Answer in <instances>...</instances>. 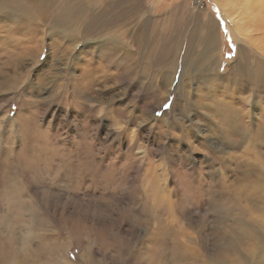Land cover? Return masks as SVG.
Wrapping results in <instances>:
<instances>
[{"label":"rangeland","instance_id":"374dc122","mask_svg":"<svg viewBox=\"0 0 264 264\" xmlns=\"http://www.w3.org/2000/svg\"><path fill=\"white\" fill-rule=\"evenodd\" d=\"M120 2L124 9L128 5V11L133 9L134 12L128 13L129 20L128 23L125 20L126 26L121 28V34L116 31L111 36L118 42L117 45L113 42L110 45L113 44L120 51L123 40L126 50L138 53L135 61L132 59L128 62L132 72L129 75L134 78L125 76L124 79H118L120 82H112L110 88L113 93L111 91L109 95L113 97L107 95L91 101L84 97H73L71 82L81 76L89 62L100 68L107 67L108 63L101 55L106 54L108 48L104 47L100 38L89 36L88 41L92 42L90 48H85L87 40L84 42L76 36L56 39L57 29L51 35L47 32H39L35 36L30 34L32 29L40 25L48 31L54 24L53 15H48L42 24L38 22L32 28L21 26L23 17L19 18L20 15L11 20L0 15V29L7 24L12 28L8 34L0 31V68L8 69H0V258L6 257V264H135L136 256L140 258L139 254L147 243L154 245L148 239L145 226L140 225L139 212L150 206L152 198L149 186L152 181H156V202L162 201L164 207H171L159 208L162 219L167 220L174 231L181 229V234L191 236L190 242L185 240L187 237L184 235L173 236V239L181 238L179 241H185L184 244L188 243L192 249L187 263L237 264L238 253L219 258L220 254L225 253L224 246L211 237L213 228L218 226L226 229V224L217 217L218 212L225 211L222 202L214 209L206 202L207 196L200 197L195 193L194 197L189 198L184 192L191 187L200 192L197 183L194 185V179L198 176L201 177L202 185L215 184L220 179L226 180L228 185L232 184L235 182L233 172L223 168L230 169L233 155L248 152L245 142L238 145L237 136L234 138L236 147L233 149L228 145L231 143V134L224 133L220 127L225 123L224 120L212 115V110L203 104L212 106L216 102L237 108L240 104L241 107L245 105L243 110L237 109L239 117L236 111L233 112L237 116V123L245 121L250 125L261 120L260 111L253 106L259 95L247 87L239 92L235 90L238 82L245 86L249 81L238 76L235 69L244 60L232 61L239 54V46H243L250 55L246 59L247 64L253 68L258 64L264 67V50L261 49L264 48V3L257 5L250 1L252 4H249L247 0ZM135 2L138 3L137 7L134 6ZM151 18L152 25L143 27L148 21L151 22ZM132 19L135 20L131 22ZM205 26L215 29L217 47L214 57L218 59L219 71L217 65L215 70L209 68L207 71H203L200 64L189 68L183 77L187 83L180 88L190 94L189 108L185 110V101L180 99L173 107V101L179 93V90H175L177 82L171 79L167 93L169 84L166 85L165 80L168 78L163 80L165 74L170 73L172 64L163 61L157 66L158 70L153 62L146 60L147 56H142L143 63H139V57L142 51L158 54L153 47L158 44V39L161 42L165 39V50L159 54L161 58L165 55L169 58L172 52L171 39L175 34L181 42L184 40V47L187 45L190 52L192 49L201 52V38L208 29ZM238 26L243 39L237 42L235 29ZM137 32L139 40L146 36L153 41L149 47L143 46L141 51H138V39L135 40ZM67 33L73 35L74 29L69 28ZM41 38L44 39L42 49L41 44L38 48L36 46ZM57 40L60 45L73 44L72 57L75 61L68 63L66 70L64 55L60 52L62 49L58 47ZM32 44L37 49L33 59H38L34 63L30 57L17 71L22 73L20 79L14 80L10 74L16 70V66L11 63V58H16L21 49L24 52L25 46ZM57 47L60 51H57ZM229 52L233 53L231 58ZM76 56L81 59L77 60ZM187 59L189 61V57ZM262 66L259 67L264 70ZM152 67L156 69V76L152 79L156 86H161L160 92L154 91L149 84L152 81ZM158 73L164 77L160 78ZM221 75L223 79H220ZM6 78L14 80L12 83L17 85L15 89L7 86ZM68 82V93L63 96L59 87ZM65 97L68 98L63 101ZM87 105L92 107L90 111ZM118 105L127 112L121 115V128L104 116L106 107L115 108ZM129 113L134 121L128 116ZM29 127L36 128L41 134L37 142L41 143L43 150L46 149L44 144L49 143L51 148L55 145L53 141H56L57 147L64 146L70 153L78 151V159L72 156L75 158L54 157L48 161L31 157V160L27 155V160L23 159L21 148L27 137L24 129ZM83 130L88 132L91 145L92 156L89 160L83 157L84 146L79 145ZM59 140H63V143ZM29 144L33 145V142ZM75 146H79L78 149ZM6 148L11 150L10 157L6 154ZM252 149L249 151L251 156L245 162H251L263 170L264 162L254 155L259 147L253 145ZM14 152L19 154L18 158H14ZM32 152L34 149L30 148L27 154ZM6 156L9 158L5 160ZM81 157L83 160H80ZM262 177L264 179V170ZM244 181L252 182V179L245 178L240 183ZM235 193L241 199L252 195L241 191L240 184L235 188ZM180 196L187 199L179 202ZM170 202L175 203L173 207ZM178 203L182 205V213L174 210ZM241 209V214L247 219H255L247 208ZM240 242L243 250H247L248 244ZM257 259L258 255L250 257L249 262L243 264H254ZM261 261L264 262V257H261Z\"/></svg>","mask_w":264,"mask_h":264},{"label":"bare ground","instance_id":"6f19581e","mask_svg":"<svg viewBox=\"0 0 264 264\" xmlns=\"http://www.w3.org/2000/svg\"><path fill=\"white\" fill-rule=\"evenodd\" d=\"M131 1L133 0H130V1L126 0V3H130ZM250 1L257 3V5L264 3V0H247L249 4L251 3ZM122 4L123 3L120 2V0H0V15L7 17L10 20L20 15L19 18L23 17L22 18L23 22H21V26L22 27L31 26V28L33 27L32 25L38 24V22L42 24V22L48 15H53L54 24L51 28H50L51 24L49 25L50 29L48 28L49 29L48 31L42 25H40L41 27L32 29L30 34L35 36L39 32L43 34L47 32L49 35H51L53 31L57 29L56 33L58 37L56 36L57 37L56 39L62 36L63 37L66 36L65 38H68L70 36H76L77 39H81L84 42L85 40H87V43H85V46H84L85 48L86 47L90 48L89 44L92 41H88L89 36L100 38V41L102 44H104V47L108 48L106 54L101 55L103 58L106 59V62L108 63L107 67L103 66V68L102 67L100 68V66H96L93 63L89 62V65L86 66L87 68L85 67L86 69L83 71L81 76L75 77L76 78L75 81L71 82L72 83L71 89H73L72 93L74 94L72 95L73 97L74 96H76L77 98L84 97L87 100L91 101L94 98L101 99V97H107V95L111 94V91L113 93V89L110 88L112 85L111 84L112 82L113 83H116L117 81L120 82V80L118 79H121V78L124 79L125 76H127L126 78H129V77L132 79L134 78L129 75V74L132 75V72H130L131 66H129L128 62L131 61L132 59L133 61H135L138 57L137 56L138 53L136 52L134 53L132 51L126 50L125 49L126 45L124 44L123 40L121 41V50L119 51L116 46L113 47V44L117 45L116 43L118 42H116L114 39L111 38V36L115 35L116 31L120 32L119 35L121 34L122 32L121 28L124 29V27L126 26L124 25L126 24L125 20L128 23L127 21L129 20L127 16L128 13L134 12L133 9L128 11L127 9L129 8L128 5H126V9H124V5L122 6ZM137 4L138 3L135 2L134 6L137 7L136 6ZM43 16L44 18H42ZM123 17H125V19ZM134 20L135 19H132L130 21L133 22ZM149 20L151 22L148 21L147 24H145L143 27L152 25V22H153L152 18ZM239 26L237 27V29H235V33H236L235 40L237 42L239 41L240 38H242V32ZM69 28L74 29L73 35L67 33V30ZM205 28H208V29H206V31L204 32L201 38V43H200L201 52L197 53V51L195 52L194 49H192L190 52V48H188L187 45L186 47H184V44H183L184 40H182L181 42L180 38L176 37L178 36L176 34L171 39L172 40V52L169 58L166 55L164 56V58H161L160 57L161 55L159 54V52L162 53L165 50V46L163 43L165 39L163 40V42H161L160 39H158V44L153 47V48H156L158 54H156L155 52L153 54L145 53L143 51L141 52V57H139L140 58L139 61L141 62L139 63H143L142 56L144 55V56H147L146 60H148L149 63L153 62L155 65L154 67L158 70H159V67L157 66L163 61H165V63L172 64L170 73L168 72L167 74H165V77L164 75L162 76L160 73H158V75L160 78L164 77L163 80H165V78H168L165 80L166 85L169 84L167 91L170 90L171 79L173 82L175 81L177 82L175 90L176 92H178L179 90V93L177 94L176 98L173 101V107H175L176 103L180 99L181 101H185L184 109L187 110L189 108V107L187 108V105L190 104L188 102L190 99V94L180 89V88H183L187 83V81L184 80L183 77H184V74L188 72L189 68L197 64H200V67L203 69V71H207L209 68L212 70H215V66L217 65V69L219 71V66L217 64L218 59L217 58L215 59L214 57V50L217 47V37H215L216 35L215 29L213 27L211 28V27H206V26ZM11 30L12 28L10 24H7L6 26H3V28L0 29V31L2 32L5 31L7 34L10 33ZM145 37H142L144 39V42H143V39L139 40V33L137 32V36L135 40L137 41L138 39L137 42L139 43L138 45L140 47V48L138 47V51H141L142 50L141 48L143 46L146 48L149 47L151 43L153 42L152 38H147V37L145 38ZM160 37L161 36H159V38ZM43 40H44L43 38H41V41L40 39H38L37 44L35 43L37 48L39 44H41V49H42ZM112 42L113 44L110 45ZM57 43H58V47L62 49V51H60L59 48L57 47V51L62 52V54L64 55L63 61H65L64 65H65V70H66L67 64L75 61V58L72 57L73 56L72 54L73 44L69 46L67 45L64 46V45H60L59 41ZM160 44H161V47H159ZM249 46L250 45H248V47ZM25 48H26V51L23 52V50L21 49V51L16 56V58L15 57L11 58L12 59L11 63L15 64L16 66V70L10 74L14 80L20 79L19 76L22 73H17V71L19 70V68H22L23 65L27 63V61H29L30 57H32L33 59V53L37 50L35 49L36 47L33 46V44L30 46H25ZM261 49L264 50V48H261ZM95 51L93 52L94 54H95ZM248 56L250 57V55L248 54V49H246V47L239 46V54L237 55L235 59H233L232 62L235 63L239 59L241 61L244 60L241 66L236 65L235 69L237 70L238 76H240L241 78H247L249 81L245 84V86L242 85L243 83L238 82V85L235 90L239 92L241 89H244V87H247V89L254 91L255 95H259L260 98L256 97V101H255V104L253 103L254 104L253 106H255V109H258L260 111L261 120H258V122L250 123V125H248L245 121H243L242 123H237L236 118L237 116L238 117L240 116V113L237 112V109L242 108L243 110V107H245V105H242L241 107V104H240V106L237 108L234 106H228L227 104L220 105L219 103H216V102L212 103L211 104L212 106H209V104H203V106L206 105V107H208L209 110H212V113H213L212 115H214L216 118L219 117V119L224 120L223 122L225 123L221 124L222 126L220 125V127L222 128L224 133L226 134L230 133L233 136L231 138V135H230L231 143L228 145L232 146L233 149L236 147L237 143L234 140L236 136H237L236 141L238 142V145L244 142L246 143L245 146L246 148H248L247 149L248 152H245L246 151V148H245V151H242L245 153L240 154V155H233L234 156L233 160L230 161L233 163V165H231L230 169L228 167L223 168V169H226L227 171H231V173L233 172V179L235 182L228 185L225 182L226 180L220 179L215 184L204 183L202 185V183L200 182L201 177L198 176L196 179H194V182H195L194 185L197 183V186L199 187L197 189H200V192L199 193L196 192L195 188L191 187L188 191H185L184 193L187 194V197L189 198L194 197L193 195L195 193H197L196 195H199L200 197L201 196L203 197V195L207 196L206 202L210 206L214 207V209L216 205L222 202L221 206L223 209H225V211H223V213L218 212L217 217L220 222H222L223 224H226L225 226L226 229H224L223 227L217 226L216 229L213 228L212 229L213 231H211L212 239L218 241L219 243L222 242L224 246L225 253L220 254L219 258L225 255L238 253L239 261L237 264H243V263L249 262L250 257H255L256 255H258L259 259H257L254 262V264H264V262L261 261V257H264V244H263L264 243V233H263L264 231L262 229L264 228V179L262 177L264 169L261 170L260 168L262 167L254 166V164L251 162H245L246 160L248 161L247 157L251 156L249 151L254 150L252 149L253 145H255L257 148L259 147V150H257V153H255L254 155L258 157L259 160L264 162V70H262L261 67H259V66H262L261 64H258V66L254 68L252 66H249L250 64L248 65L247 64L248 60H246ZM187 57H189V61ZM76 58L77 60L81 59L79 58V56H76ZM37 59L36 60L33 59V62L36 63ZM154 67H152L153 75L152 76L149 75L151 79L156 76V69ZM134 68H136V65L134 66ZM0 69L2 71H8L7 68H0ZM179 69L180 71H178ZM29 71L30 69L27 71L26 75L29 74ZM216 75H218V73ZM223 78L224 76L221 75L220 79H223ZM6 79L8 80L7 86L13 87V89H15L17 85L14 86V84L12 83V81L14 80L11 78H6ZM239 80L240 79H237V81ZM69 83L70 82H68L67 85L62 83L59 87L61 88L60 90H62L63 92V96H66L65 94L68 93ZM149 84L154 91H158V92L161 91V88H160L161 86L160 85L156 86L153 79L152 81L150 80ZM97 86H99L100 88L98 89ZM167 93H169V91ZM109 97H113V96L109 95ZM66 98L68 97L63 98L62 100L64 101ZM112 101L115 104V101L114 100ZM91 108H92L91 106L88 107L87 105V109H89V111ZM104 111H105L104 116L106 118L112 119V122H114L115 125L121 128V122H120V119L122 118L121 115H123L126 112V110H123V108H121V106L118 105L115 108L108 106L104 109ZM234 111L237 112V116L233 114ZM128 116H130V118H132V120L134 121V118L130 115V113ZM99 123L101 124V119ZM24 130H25V134L27 135V137L25 138L26 143H24L21 148V151L24 153L23 159H26V155L29 157V159L33 157L34 159H44L48 161L54 157L66 159L67 157L70 158L72 156H75L76 159H78V156H77L78 151L70 153L69 150L64 146L58 145L59 147H57L56 141H53L55 142L53 143L55 145L54 147H51V148H49V143L44 144L46 146V149L43 150L42 149L43 146L41 145V143L37 142L39 141V138L41 137V134L39 133V131H37V129L33 127H29ZM29 132H31V134ZM87 133H85V131L83 130L82 136L80 137L82 138L80 139L81 142L79 141L80 142L79 145L84 146L83 147L84 148L83 157L85 158V160L91 159V156H92L91 145L89 144L90 142L88 141ZM51 136L53 138V135ZM29 140H32V141H29ZM63 140L62 141L59 140V141L63 143ZM29 142H33V145L29 144ZM77 147L75 146L76 149H78ZM30 148H33L34 152L28 155L27 152L29 151ZM5 150H6V154L10 157L11 156L10 148H6ZM8 153H10V155ZM9 157L6 156L5 160L8 159ZM18 157H19V154H15L14 158H18ZM75 157H72V158H75ZM11 160L14 161L15 159L11 158ZM80 160H83V158ZM23 162H25V160ZM67 162L69 161L67 160ZM222 174L224 173L222 172ZM245 178L252 179V182L244 181L240 183ZM239 184H240L241 191H247L249 192V194L252 193V195H248L244 199L239 198L240 196L236 197L235 188H237ZM205 185L207 188H201V187H204ZM149 187L152 188V190L150 188L149 195L152 198L151 204L152 203L153 204L151 206V204L148 203L150 201H148L147 203L150 204L149 207L148 206L144 208L143 206L141 207L143 209L139 212L140 222H141L139 223L140 225L145 226L146 234L149 235L148 239H150L151 242H154V245L152 243H147L146 247L144 248V251L142 250L141 254H139L141 255L140 258L138 256H136V259L134 258L135 264H137L139 261H140L139 264H188L187 260L191 258L190 253L193 252V251L191 252L192 249L187 245L188 243L184 244L185 241H179L181 238L173 239V236H175L176 234L184 235L187 237L185 238L187 242H190L192 240L191 236L188 235L187 233L181 234L182 233L181 229H180L181 232L174 231L175 229H173L170 223H167V220L165 221L162 219V214L159 208L161 206L164 209H169L171 207L170 205L168 207H164L163 206L164 204L162 203V201H161L162 205H160L161 203H159L158 201L156 202V200H158V194L155 190L156 181L155 182L152 181ZM191 190L193 191L191 192ZM163 191L165 190L163 189ZM196 195L195 197H198ZM187 197L185 198V197L180 196L178 198V201L181 202L187 199ZM147 203H144V204L147 205ZM174 204L175 203L172 204V207ZM181 206L182 205L178 203L177 206L174 207V210H176L178 213H182L183 209ZM241 207L247 208L249 211H251V214L255 216V219L249 220L245 216H243L241 214L243 213V210L241 209ZM240 241H245L248 244L247 250H243L242 242ZM261 244H263V246H261ZM8 260H10V258ZM0 261L2 264H6L7 258L2 257L0 258ZM253 261L251 263H253ZM196 263L194 261V262H191L190 264H196ZM92 264H96V263H92Z\"/></svg>","mask_w":264,"mask_h":264},{"label":"snow or ice","instance_id":"6c2138e0","mask_svg":"<svg viewBox=\"0 0 264 264\" xmlns=\"http://www.w3.org/2000/svg\"><path fill=\"white\" fill-rule=\"evenodd\" d=\"M232 55H233V53H232V52H229V53H228V56H229V58H231V56H232ZM164 107H165V108H167V107H168V105H167V104H165V105H164Z\"/></svg>","mask_w":264,"mask_h":264}]
</instances>
